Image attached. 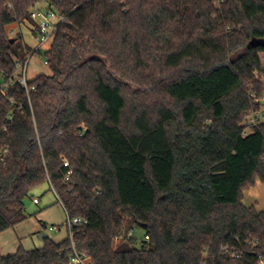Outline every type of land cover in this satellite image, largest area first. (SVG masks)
I'll use <instances>...</instances> for the list:
<instances>
[{
    "label": "trees",
    "instance_id": "16d2710c",
    "mask_svg": "<svg viewBox=\"0 0 264 264\" xmlns=\"http://www.w3.org/2000/svg\"><path fill=\"white\" fill-rule=\"evenodd\" d=\"M46 1L66 23L26 88L36 0H0V234L48 184L90 264H264V212L243 202L264 184V122L243 134L264 107V0ZM44 239L0 264H69V236Z\"/></svg>",
    "mask_w": 264,
    "mask_h": 264
},
{
    "label": "rangeland",
    "instance_id": "374dc122",
    "mask_svg": "<svg viewBox=\"0 0 264 264\" xmlns=\"http://www.w3.org/2000/svg\"><path fill=\"white\" fill-rule=\"evenodd\" d=\"M30 26L22 28L25 41L28 44H35V39L32 36ZM14 30L12 35L19 33L18 28H11ZM49 46L43 48V53ZM262 62L264 64V55H262ZM40 75H50V71L44 63L41 55H35L32 57L28 72L27 81L31 82ZM21 73H17L16 77H20ZM132 99L143 98V93L138 87H134ZM264 113V107L262 108ZM40 201L37 205L34 200ZM244 204L248 207H255L257 211L264 212V184L260 181L256 183V186L245 190L244 192ZM26 213L29 216L26 221L19 224L14 229H10L0 234V256L7 257L9 255L16 254L20 249L24 251H34L44 248L45 239L52 240L56 243H60L67 238V215L61 204L57 203V196L48 184L36 189L33 192V199H27L25 201ZM58 228V231H50V228ZM141 236V232H138Z\"/></svg>",
    "mask_w": 264,
    "mask_h": 264
},
{
    "label": "built area",
    "instance_id": "2783aa9c",
    "mask_svg": "<svg viewBox=\"0 0 264 264\" xmlns=\"http://www.w3.org/2000/svg\"><path fill=\"white\" fill-rule=\"evenodd\" d=\"M31 18L36 24L37 44L34 49V54L40 55L42 53L41 50L51 44L53 38L57 34L60 27L66 23V18L58 14L55 10H52L51 8H49L46 0H36V7L31 13ZM31 59L32 57H30L25 63L17 65L18 73H21V76L18 77V80L20 84L26 88L28 84L26 76H27V72H28ZM44 63L47 66V63L46 62ZM259 122H264L263 112H260L249 119L248 127L244 130L243 134L248 135L252 127L257 126ZM86 131L87 130H83L82 132H80V136H82ZM7 155H8V150H5L2 154H0V166L6 163ZM64 166L68 168L69 164L65 161ZM71 173L72 172L68 173V176L66 178L67 181L70 180ZM34 203L38 205L40 201L35 199ZM66 215H67L66 227H67V234H68L67 236H69L71 242L73 243V247H74L73 254L71 255L69 259V264H90L89 259L86 256L80 254L76 250L75 244H74L73 230L76 226L81 224L82 221L77 220V219H71L67 212H66ZM50 231H53V232L58 231V228H54V227L50 228ZM148 239L149 238H147V240Z\"/></svg>",
    "mask_w": 264,
    "mask_h": 264
},
{
    "label": "crops",
    "instance_id": "0c3cea01",
    "mask_svg": "<svg viewBox=\"0 0 264 264\" xmlns=\"http://www.w3.org/2000/svg\"><path fill=\"white\" fill-rule=\"evenodd\" d=\"M34 39H35V38H34ZM35 42H36V43H35V44H33V45H36V44H37V40H36V39H35ZM30 62H31V61H30ZM47 68H48V67H47ZM243 202H244V201H243ZM44 237H45V236H44Z\"/></svg>",
    "mask_w": 264,
    "mask_h": 264
},
{
    "label": "water",
    "instance_id": "95a60500",
    "mask_svg": "<svg viewBox=\"0 0 264 264\" xmlns=\"http://www.w3.org/2000/svg\"><path fill=\"white\" fill-rule=\"evenodd\" d=\"M44 238V236H42Z\"/></svg>",
    "mask_w": 264,
    "mask_h": 264
}]
</instances>
